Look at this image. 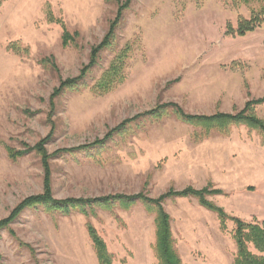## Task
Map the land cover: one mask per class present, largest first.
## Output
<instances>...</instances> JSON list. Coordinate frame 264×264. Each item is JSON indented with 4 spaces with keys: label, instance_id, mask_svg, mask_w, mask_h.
I'll list each match as a JSON object with an SVG mask.
<instances>
[{
    "label": "rangeland",
    "instance_id": "rangeland-1",
    "mask_svg": "<svg viewBox=\"0 0 264 264\" xmlns=\"http://www.w3.org/2000/svg\"><path fill=\"white\" fill-rule=\"evenodd\" d=\"M254 8L233 0H132L112 44L81 84L63 90L52 105L61 81L79 76L90 62L119 3L0 0V220L44 191L41 155L32 150L14 158L9 148L34 147L51 135L46 148L53 154L103 139L160 104L192 114L236 113L249 99L264 97V22L237 32L240 18L250 19ZM65 29L73 36L66 44ZM120 56L123 80L101 94L94 87ZM255 109L264 119V103ZM50 162L58 199L140 192L158 198L171 188L209 187L224 191L207 198L230 215L264 221V142L244 125L206 136L169 106L162 116L127 124L102 147L56 154ZM163 205L185 264H234L233 221L222 229L217 214L195 197H167ZM88 221L105 239L113 264H159L155 214L141 201L128 209L96 206L87 216L79 209L26 208L0 229V264H100Z\"/></svg>",
    "mask_w": 264,
    "mask_h": 264
},
{
    "label": "trees",
    "instance_id": "trees-1",
    "mask_svg": "<svg viewBox=\"0 0 264 264\" xmlns=\"http://www.w3.org/2000/svg\"><path fill=\"white\" fill-rule=\"evenodd\" d=\"M119 9L115 19L111 22L110 28L103 38V40L92 48L90 55V62L85 65L79 76L67 78L62 80L60 86L54 91L51 97V104H54V98L61 94L67 88H76L82 82L89 72V70L97 63L101 51L112 44L115 37V32L119 26L123 13L129 8L132 0L120 1ZM258 5V8L252 9L253 15L250 19L240 18L237 32L244 35L247 32L254 31L256 27L264 22V0H233V4L238 6ZM51 14V13H49ZM51 20H54L51 17ZM59 21V20H57ZM73 36L65 29L63 34L64 43H68ZM14 48H17L14 45ZM124 59L122 56L115 58L110 67L102 75L101 79L95 85V89L101 94H105L113 89L117 82H121L123 77L121 75ZM264 103V97L257 99H249L246 101L243 109L236 113L218 111L214 114H192L188 113L183 108L175 103L160 104L150 111L140 113L137 116L126 119L120 125L111 129L105 138L96 139L92 143H87L71 148H62L50 154L46 148V143L51 135L41 139L34 147L27 146L24 150H14L9 148L12 157L17 158L32 150H35L41 155V159L45 168L44 191L41 194L31 195L23 199L10 212L9 216L0 220V229L9 228L19 215L26 209L31 207L43 206L47 211H59L68 213L71 210L79 209L86 216L90 212L94 213L96 206H101L106 209H111L116 205H120L126 209L141 201L146 209L155 214L156 225V240L154 244V251L159 264H185L180 256L171 227V216L166 211L163 201L167 197H195L198 199L200 205L206 209L217 214L222 229H226L228 220L235 223L233 231V238L237 245V251L234 259V264H264V221H246L240 217L230 215L223 207L217 205L214 201L207 198L208 195L223 194L222 189H209L205 187L196 189L188 186L181 190L169 189L166 193L158 198H152L140 192L134 195L127 194H109L100 197H68L65 199H58L52 193V170L50 159L53 155L61 153H74L80 150H88L93 147L100 146L115 133H122L126 125L139 119L140 117L152 116L159 117L167 113V108L171 106L177 117L184 122L200 127L204 135L210 134L211 131L216 130L222 134H229L233 126H246L249 129L258 131L264 142V119L257 115L255 107ZM87 230L93 242L97 258L100 264H113L114 255L108 249L105 239L101 236L97 228L88 221ZM12 232V230L10 229ZM253 246L254 250L251 248Z\"/></svg>",
    "mask_w": 264,
    "mask_h": 264
},
{
    "label": "crops",
    "instance_id": "crops-1",
    "mask_svg": "<svg viewBox=\"0 0 264 264\" xmlns=\"http://www.w3.org/2000/svg\"><path fill=\"white\" fill-rule=\"evenodd\" d=\"M179 253H180V251H179ZM180 255H181V257H183L181 253H180Z\"/></svg>",
    "mask_w": 264,
    "mask_h": 264
}]
</instances>
